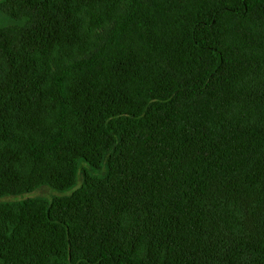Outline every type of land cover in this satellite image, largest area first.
I'll return each instance as SVG.
<instances>
[{
	"label": "trees",
	"instance_id": "obj_1",
	"mask_svg": "<svg viewBox=\"0 0 264 264\" xmlns=\"http://www.w3.org/2000/svg\"><path fill=\"white\" fill-rule=\"evenodd\" d=\"M0 11V264H264V0Z\"/></svg>",
	"mask_w": 264,
	"mask_h": 264
},
{
	"label": "rangeland",
	"instance_id": "obj_2",
	"mask_svg": "<svg viewBox=\"0 0 264 264\" xmlns=\"http://www.w3.org/2000/svg\"><path fill=\"white\" fill-rule=\"evenodd\" d=\"M2 1V0H0ZM15 21L10 19V17H8L7 15H5L4 13H2L0 11V27L1 26H6V25H12L14 24ZM83 166H87V164L85 162H82ZM82 181V175H80L79 181L77 182V184L64 192H59L56 191L48 186H43L40 187L30 193H24L18 196H6V197H2L0 198V202H18V201H22V200H26L28 198H46V199H51L54 196H68L69 194H71L75 189H77Z\"/></svg>",
	"mask_w": 264,
	"mask_h": 264
}]
</instances>
